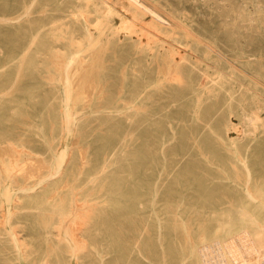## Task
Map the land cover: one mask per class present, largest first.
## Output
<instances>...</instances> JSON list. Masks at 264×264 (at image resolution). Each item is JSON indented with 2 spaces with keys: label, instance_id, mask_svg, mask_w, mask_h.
<instances>
[{
  "label": "rangeland",
  "instance_id": "1",
  "mask_svg": "<svg viewBox=\"0 0 264 264\" xmlns=\"http://www.w3.org/2000/svg\"><path fill=\"white\" fill-rule=\"evenodd\" d=\"M158 1L193 34L178 39L189 44H178L186 58L183 69L194 63L212 72L206 64L220 51L235 81L225 77L226 87L211 93L204 82L191 85L195 75L188 72L182 84L172 83L167 72L173 39L160 33L151 36L153 49H141L128 36L106 39L92 24L100 41L81 39V48L51 37L52 19L81 36L87 21L70 11L87 5L93 21L106 5L101 0H35L28 15L0 21V185L11 183L22 197L20 203L6 202L0 187V264H199L196 248L227 232L228 217L238 224L243 203H263L264 127L248 133L242 115L257 105L264 115V22L253 14L256 6L242 8V0ZM30 2L0 0V19L20 16ZM241 9L254 19L233 27ZM123 12L130 20L131 13ZM56 48L74 54L67 68ZM135 104L150 110L133 116ZM226 125L234 126L235 144ZM63 148L67 159L54 169ZM32 165L33 173L27 171ZM100 180L104 195L98 193ZM72 182L93 191L87 203L97 202L94 225L81 232L89 243L84 250L72 236L83 203L59 219L53 212L66 205ZM117 198L125 214L119 246L112 203H106ZM56 221L58 228L45 226Z\"/></svg>",
  "mask_w": 264,
  "mask_h": 264
},
{
  "label": "bare ground",
  "instance_id": "2",
  "mask_svg": "<svg viewBox=\"0 0 264 264\" xmlns=\"http://www.w3.org/2000/svg\"><path fill=\"white\" fill-rule=\"evenodd\" d=\"M34 1L35 0H31L30 4L25 5L23 12L20 14V16L1 18L0 21L5 20L8 22L13 19H17L18 17L22 18L21 16L24 17L28 15L30 13L29 11L31 9V4ZM84 1L86 2V4H89L91 0H84ZM101 2L105 3L106 5L103 9L99 10L98 15L94 14L93 21H89V17L90 15H93V13L88 9L87 5L84 6L75 5V7L70 11V14L72 16H77V17L79 16L82 17L85 21H87L86 23L87 25L84 27L81 36L78 37L77 33L74 30H67V25L65 23L61 21L58 22L55 19H52L48 23L50 26H53V30L50 33L51 37L58 41L67 39L66 41L70 46L77 45L79 48H81L82 45L81 39H93L94 37V34L91 31V27L89 26L90 24H92V28L97 30L99 34L100 33L105 34L106 39H109L110 36L112 35H116L118 38L122 36H128L141 49H153L151 36L160 33L164 36L173 39V45L171 44L172 46L168 48V52H169L168 62L170 63H169V71L167 72L172 83L182 84L183 83L182 77L185 75V72H188L190 73V75H195V80L192 79L190 82L191 85L192 84H194V86L195 84L200 85L202 82H204L205 86H203V88L206 90V92L211 93L226 87L225 77L228 78L230 77L232 80H234V76H233L234 72L228 69L227 67L229 58L223 55L220 51L214 50L216 56H214V58H211L212 63L206 64L208 67L213 69L212 72H209L207 69H200L198 65L194 63L189 64V67L187 68L188 71H186V69H183L185 68L184 64L186 62L185 61L186 58H184V56L179 52V50H177L178 44L184 45L185 47L188 46L189 44L188 42H183L178 39L179 36L186 39L187 37L192 36L193 34L191 33L190 30L186 28L184 24H181L176 17H174L172 14L164 10L158 0H114L115 3L109 0H101ZM241 4H243L241 6L242 8L248 7L247 5L249 4L256 6L255 8L256 13L253 14L257 15L259 18L261 17V21L264 22V5L260 0H242ZM124 10L131 13L130 20H128L124 16L123 14ZM144 14L149 15L150 17L149 22L146 23L143 22ZM253 14L249 10L245 12L243 9H241L239 14L237 15V17L239 18L236 17L234 19V21L232 22V26L233 27L238 26V23H240L241 21H245V20L250 21L254 19ZM146 26H149L151 30L148 29ZM145 32H147L148 34H146ZM38 33L33 34L32 39H35ZM99 41H100V36L98 35V38L94 40V42H99ZM208 44H206V47L208 48L209 51H211L212 48ZM53 52H56L60 54V56H63L65 58L66 60L65 68H67L70 65V62H72V60H74L75 58L73 53L67 55V52L64 49L56 48L54 49ZM197 73H199L201 77L198 76L196 78ZM86 88L84 90H87ZM69 91L70 89L67 88V92H66L67 100L70 98ZM201 94L202 93L200 91V95ZM132 108H135L136 110V113H134L133 116L138 115L137 110H141L145 113L148 112V110H150L149 108L145 106L141 107L138 104L132 105ZM261 111H262V107H260L259 105H257L251 112H247L245 111V109L243 110L242 115L244 118L245 125L249 126V129L247 131L248 133L252 134L254 130L259 126L264 127V115L262 114L261 117L260 114ZM260 118L262 119V122L259 123L258 119ZM63 120L66 121V123L70 121L69 117H65ZM233 128L234 126L226 125L224 130L231 144H235V139L230 137L231 135L230 129ZM39 130L42 131V128L40 127ZM235 137L238 138L239 135H236ZM136 140H137L136 138L132 137L131 142ZM75 141L76 139H74V142ZM0 142L2 141L0 140ZM19 143L20 142H12L11 145L14 147L20 145L19 149L21 150L26 149L25 147H23V145H21V143L20 144ZM46 143L48 146H51L50 141L47 140ZM67 156L68 153L63 148L61 152V158L57 159L55 163H52L53 168L58 169L61 161H63L65 158L67 159ZM40 165H42V163H40L39 166ZM36 166H38V164ZM39 166L37 167L38 170H39ZM42 167L45 168V166ZM32 168L33 165L31 168L29 167L27 171L28 172L29 170L31 171ZM35 169L36 167L32 170V173ZM93 178L94 179L92 180L95 181L97 180L98 177L97 175H95ZM119 185L120 184H116V187H118ZM0 187H2L3 189V194L5 197L4 200L6 202H12V201L18 203L22 202V197L19 194H17V192L13 189L11 183H7V182L2 183ZM153 189H155V187ZM88 190L91 191V189ZM103 190H104V181L100 180L98 184L99 195H104V193H102ZM90 191L89 192L87 190L84 191V189L81 190L72 182V184L70 185V189L68 193L69 197L67 199L66 205L63 204L58 205L53 210V212H56L57 217L59 219L70 211L73 204L76 205L75 203L77 202L83 203V205H81V210L77 212L76 215L74 214L77 224L74 223V225L76 226H73L74 230L72 233V236L75 239V242L77 243V248L79 250H84L87 247V244H89L87 240L83 238L81 234L82 230H84L85 229L84 227H87L89 223H90L89 224L90 227L94 225V223H92L91 221L92 220L91 217L94 214L93 208H95V204H97V202L95 201L93 203H87L90 200V198L87 197V195L93 192ZM115 192L117 194L120 192L119 187L115 189ZM258 193L259 194L257 195L263 194L262 192H258ZM249 195H251V198L255 196L253 193ZM260 200L263 203L258 208L256 206L255 207L250 206L248 201L243 203V205L238 209V213H239L238 224L236 223L237 221H230L231 218L228 217L227 220L223 222V226H227V232H225L222 236H217L208 242L202 243L199 247L196 248V251L198 252L197 256H198L199 264H264V199H260ZM155 202H156V193H153L151 200L152 205H154ZM106 203H108V205H111L112 203V207L116 219L115 223L118 229L117 232L119 233L117 235L116 244L119 246L120 244H122V239H123V237L121 236L122 233L121 227L122 225H124L123 218L125 216L122 210L123 206L120 205L121 200L119 198L113 201L108 200ZM181 206L182 208H185V205H181ZM5 211L8 212L10 210L6 209ZM221 214L229 215V213L225 211H222ZM107 222L108 221H106L105 223ZM179 222L184 228V230L188 231L189 228L187 221L185 219L180 218ZM11 225L13 227L16 226V224L13 225L12 223ZM59 225H60V221H56V222L48 223L45 226L58 228ZM158 227L161 228L162 224H159ZM124 231L128 232V227L123 228V232ZM45 234L49 235L50 232L46 231ZM22 246H23L22 247L23 250L27 249L26 243H22ZM91 249L98 256L102 255V251L98 250L95 246H91ZM42 262L43 260H40L36 264H42Z\"/></svg>",
  "mask_w": 264,
  "mask_h": 264
}]
</instances>
